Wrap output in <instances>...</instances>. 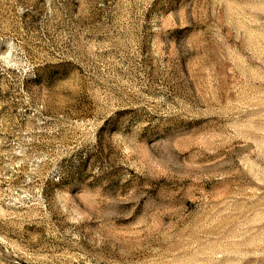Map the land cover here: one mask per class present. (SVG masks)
<instances>
[{"label":"rangeland","instance_id":"obj_1","mask_svg":"<svg viewBox=\"0 0 264 264\" xmlns=\"http://www.w3.org/2000/svg\"><path fill=\"white\" fill-rule=\"evenodd\" d=\"M0 264H264V0H0Z\"/></svg>","mask_w":264,"mask_h":264}]
</instances>
